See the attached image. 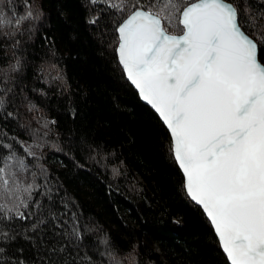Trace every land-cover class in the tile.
Here are the masks:
<instances>
[{"label":"trees","instance_id":"1","mask_svg":"<svg viewBox=\"0 0 264 264\" xmlns=\"http://www.w3.org/2000/svg\"><path fill=\"white\" fill-rule=\"evenodd\" d=\"M192 1L0 0V264H229L116 54ZM228 1L264 64V0Z\"/></svg>","mask_w":264,"mask_h":264},{"label":"water","instance_id":"2","mask_svg":"<svg viewBox=\"0 0 264 264\" xmlns=\"http://www.w3.org/2000/svg\"><path fill=\"white\" fill-rule=\"evenodd\" d=\"M180 33L141 7L118 25L116 54L170 134L188 197L229 264H264V64L228 0H194Z\"/></svg>","mask_w":264,"mask_h":264}]
</instances>
